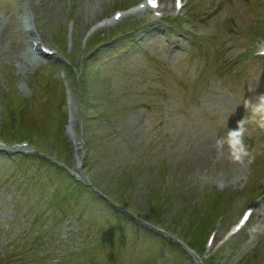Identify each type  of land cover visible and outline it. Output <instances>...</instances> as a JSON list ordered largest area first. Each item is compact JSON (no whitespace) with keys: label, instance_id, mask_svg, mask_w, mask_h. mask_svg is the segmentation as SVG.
Wrapping results in <instances>:
<instances>
[{"label":"rangeland","instance_id":"obj_1","mask_svg":"<svg viewBox=\"0 0 264 264\" xmlns=\"http://www.w3.org/2000/svg\"><path fill=\"white\" fill-rule=\"evenodd\" d=\"M138 1L0 0V93H16L33 100L34 111H46L49 98L40 91L38 78L43 72L49 74L50 68L55 70V80L66 72L67 77L59 81L71 95L74 137L64 126L63 160L70 174L83 181L84 171L74 166L71 140L91 134L88 168L113 200H104L102 205L87 198V204L59 221L58 213L49 214L46 229L43 225L40 229L47 232L44 247L34 253L31 245L23 244L33 240L30 225L46 212L53 186L47 184L46 166L38 186L27 176L39 166L40 159L33 155L35 146L17 149L10 142L3 143L9 106L0 96V264H40L37 256L47 264H193L189 252L177 248L174 253L157 241L164 233L157 231L160 227L150 228L153 231L148 234L149 227L138 219L150 206L149 192L161 188L163 194L169 187L165 207L172 194L173 198L161 225L168 230L164 234L168 239L178 237L182 243L187 236L181 234L183 229L198 225L190 204L209 192H236L222 230L250 205L256 214L240 235L217 243L209 256L218 255L219 264L264 263V195L251 202L255 191L264 193V118L254 115V109L264 104V59L254 56L264 44V0H187L181 12L175 11L174 0H162L165 17L141 13L132 18L139 27L125 36L95 49L93 38L99 33L85 41L90 26ZM190 12L192 21L176 23V18ZM24 13L33 17L37 36L58 50L54 57L30 60L25 56L30 47L21 30ZM128 18L100 33L108 36ZM70 19L76 26L73 50L77 55L72 66L80 67L89 55L101 56L91 69L97 75L90 96L95 122H86L87 101L79 92L76 74L62 64ZM133 36L135 41L129 43ZM124 44L130 47L118 55V47ZM61 109L67 110L65 101ZM97 116L101 120L96 121ZM32 122L27 120L21 132L28 138L44 135ZM6 127L8 137L23 138L13 133L10 123ZM237 139H242V145L236 144ZM47 141L40 144L42 148L53 149L56 143ZM40 189L47 191L43 194ZM183 190L189 192L186 203L180 195ZM120 198L123 203L117 207L114 201ZM121 218L128 221L118 230L125 237V252L115 248V238H107L110 245L99 249L103 235Z\"/></svg>","mask_w":264,"mask_h":264},{"label":"clouds","instance_id":"obj_2","mask_svg":"<svg viewBox=\"0 0 264 264\" xmlns=\"http://www.w3.org/2000/svg\"><path fill=\"white\" fill-rule=\"evenodd\" d=\"M254 115H261L262 118H264V104H261L254 109ZM235 132L237 135H242L240 130H236ZM235 142L238 145H242V139H237ZM237 159H239V157H237Z\"/></svg>","mask_w":264,"mask_h":264},{"label":"trees","instance_id":"obj_3","mask_svg":"<svg viewBox=\"0 0 264 264\" xmlns=\"http://www.w3.org/2000/svg\"><path fill=\"white\" fill-rule=\"evenodd\" d=\"M57 169V168H56ZM58 170H60L59 168H58ZM70 186V185H69ZM74 191L75 192H77L78 190L77 189H74ZM162 213H163V210H162V206L160 205L159 206V208H158V211L155 213V218L158 220V221H161V219H162ZM7 264H9V263H7Z\"/></svg>","mask_w":264,"mask_h":264},{"label":"snow or ice","instance_id":"obj_4","mask_svg":"<svg viewBox=\"0 0 264 264\" xmlns=\"http://www.w3.org/2000/svg\"><path fill=\"white\" fill-rule=\"evenodd\" d=\"M149 2L155 4V0H149Z\"/></svg>","mask_w":264,"mask_h":264}]
</instances>
